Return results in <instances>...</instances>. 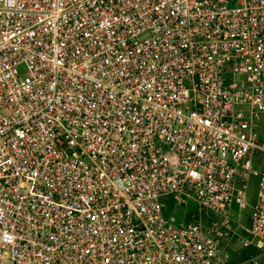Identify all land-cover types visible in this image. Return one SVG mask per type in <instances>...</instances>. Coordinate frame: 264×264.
Wrapping results in <instances>:
<instances>
[{
    "label": "built area",
    "instance_id": "2783aa9c",
    "mask_svg": "<svg viewBox=\"0 0 264 264\" xmlns=\"http://www.w3.org/2000/svg\"><path fill=\"white\" fill-rule=\"evenodd\" d=\"M261 115L264 0H0V264H261Z\"/></svg>",
    "mask_w": 264,
    "mask_h": 264
},
{
    "label": "rangeland",
    "instance_id": "374dc122",
    "mask_svg": "<svg viewBox=\"0 0 264 264\" xmlns=\"http://www.w3.org/2000/svg\"><path fill=\"white\" fill-rule=\"evenodd\" d=\"M259 127H260V135H261V140H264V115H261L260 121H259ZM259 161H253V168L258 170L259 169ZM257 183H258V179L257 177H253L251 176L249 178V182H248V189H247V195H248V200H249V204H251L254 201L255 195H256V191H257ZM231 213L233 216V219H238L239 222H241L244 225L248 224V216L250 213L249 208H244V209H239L235 204H232L231 206ZM242 251L240 250H235L234 252H231V264H241L242 262H236L239 254ZM261 264H264V258H262V262Z\"/></svg>",
    "mask_w": 264,
    "mask_h": 264
},
{
    "label": "trees",
    "instance_id": "16d2710c",
    "mask_svg": "<svg viewBox=\"0 0 264 264\" xmlns=\"http://www.w3.org/2000/svg\"><path fill=\"white\" fill-rule=\"evenodd\" d=\"M250 253H257V251H256V252L253 251V250H245V251H242V252L239 254V256H238L236 262H237V261H238V262H243V261L248 257V255H249Z\"/></svg>",
    "mask_w": 264,
    "mask_h": 264
}]
</instances>
